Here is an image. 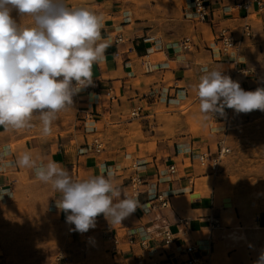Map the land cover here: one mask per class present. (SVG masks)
<instances>
[{"label":"crops","instance_id":"0c3cea01","mask_svg":"<svg viewBox=\"0 0 264 264\" xmlns=\"http://www.w3.org/2000/svg\"><path fill=\"white\" fill-rule=\"evenodd\" d=\"M208 1L211 13L203 21L195 16L192 0H187L185 6L181 0H174L171 11L165 0H66L71 7H85L102 17L99 42L108 45L105 61L93 66L100 87L79 93L82 107L77 117L78 134L60 144L44 143L33 136L16 150L12 149L11 138L0 134V149L5 145L10 148L6 160L10 157L16 160L28 151L37 164L55 160L77 180L99 174L103 166L105 171L112 170L114 183L130 197V163L139 160L138 172L147 181L138 198L142 207L113 226L125 240L132 231L137 238L148 237L160 264H187L190 255L186 247L191 244L197 246L194 253L199 257L197 264H255L264 252V199L249 207H229L217 203L210 189L199 188L195 182L206 177L195 168V153L213 150L220 136L196 135L187 124L171 133L164 123L158 122L157 109L165 108L167 116L190 104V112L193 108L200 112L195 86L205 66L222 69V74L238 81L245 91L264 88V9L258 11L254 4L255 13L246 17L233 0ZM168 17L174 18L171 23L188 28L190 35L186 36L194 39L191 50L180 46L186 36L177 37L179 30H169ZM250 17L252 36L243 38L240 51L233 57L222 56L216 40L218 31L229 27L239 38L243 22ZM119 35L123 36L122 41H117ZM149 36L156 39L147 41ZM148 58L156 65L154 71L147 72L144 68ZM237 68L245 70L247 76L236 73ZM110 87L116 96L113 99L105 94ZM139 104L144 106L143 115L132 117L130 111ZM232 111L226 108L225 117L213 114L212 122H224L230 128ZM96 135L105 141L101 153H94L88 146ZM172 162L177 164L178 173L167 171ZM2 166L5 169L0 170V198L17 199L26 182L39 181L33 169L11 162ZM190 177L194 178V185ZM45 186L51 212L66 221V215L56 207L60 194L50 183ZM156 188L173 193L169 206L148 200ZM108 223L103 214L97 217L96 224L105 227ZM165 229L174 232L172 243H164ZM121 247L112 251L115 264H136L135 256L139 253L148 257L139 245L129 247L124 241Z\"/></svg>","mask_w":264,"mask_h":264},{"label":"clouds","instance_id":"9594fccd","mask_svg":"<svg viewBox=\"0 0 264 264\" xmlns=\"http://www.w3.org/2000/svg\"><path fill=\"white\" fill-rule=\"evenodd\" d=\"M13 11L30 18L31 24L17 23ZM102 23L95 12L71 7L66 0H0V127L31 128L36 117L42 134H51L58 113L93 85V66L105 61L108 45L99 42ZM195 87L206 118L225 117L226 108L236 114L264 112V88L245 91L222 69L205 66ZM9 154L7 145L0 149V158ZM14 163L33 169L37 180L50 183L60 194L56 207L66 215V223L74 225L70 231L94 229L101 214L110 225L121 224L142 207L103 166L99 174L77 180L55 160L37 164L28 151ZM255 264H264V252Z\"/></svg>","mask_w":264,"mask_h":264},{"label":"rangeland","instance_id":"374dc122","mask_svg":"<svg viewBox=\"0 0 264 264\" xmlns=\"http://www.w3.org/2000/svg\"><path fill=\"white\" fill-rule=\"evenodd\" d=\"M165 1L168 11H171L174 0ZM186 1L181 0L184 6ZM12 16L19 24H31L30 18H24L15 11ZM173 20L168 17L169 30H179L177 37L190 35L186 26L181 28L180 24L171 23ZM79 102L77 94L73 97L72 107L58 113L50 135L42 134V125L36 117L31 128L5 131L0 127V134L11 138L13 150L33 136L40 137L44 143L67 142L75 138L80 128L77 117L82 105ZM190 108V104H184L180 112L167 116L165 108L157 109L158 122L164 123L171 133L187 124L196 135L210 137L218 134L217 143L225 140L232 148L215 173H209L195 162L196 170L206 175L195 179L197 186L210 189L217 203L228 204L229 207L257 205L264 199V112L254 110L248 114H236L232 111L230 128H227V123L212 122L210 116L206 118L195 108L190 112ZM204 125L208 127L204 128ZM72 143H75L74 139ZM218 147L219 144L214 145L213 151ZM37 182H26L17 199L0 198V264H115L105 227L96 224L94 229L83 234L70 231L74 225L61 221L51 212L46 202V183Z\"/></svg>","mask_w":264,"mask_h":264},{"label":"built area","instance_id":"2783aa9c","mask_svg":"<svg viewBox=\"0 0 264 264\" xmlns=\"http://www.w3.org/2000/svg\"><path fill=\"white\" fill-rule=\"evenodd\" d=\"M234 6L240 10L245 12V16L248 17L250 13H255L253 11L254 4L257 6L258 11H262L264 9V0H233ZM193 2V10L195 16L199 20H206L211 13L210 2L208 0H192ZM247 18L242 24V33L241 37L237 38L233 35V30L229 27L221 28L216 36L217 46L219 53L224 57H233V54L240 51L242 47V41L244 37L252 36V24L251 21ZM156 39L155 36H149L146 38L147 41H154ZM123 36L119 35L117 41H122ZM194 39L191 36H186L182 40L181 47L183 49L191 50L194 46ZM144 68L147 72L154 71L156 69V65L148 58L144 61ZM236 73H242V75L247 76V72L243 69L237 68ZM94 83L92 86L84 89V90H97L100 87V79L94 76ZM105 94L108 98H115V93L113 89L110 87L105 91ZM144 106L139 104L132 108L130 114L132 117H140L143 115ZM219 147L216 151H213L210 148H207L203 151L195 153V158L198 164L208 170L209 173H215L222 161L226 158V156L231 153L232 148L225 143V140L219 141ZM91 150L95 153H101L105 149V141L102 139L101 135H96L93 137L92 141L88 144ZM4 162H11L12 164L15 162L11 157L6 160L5 156L0 158V170L4 171V167L2 164ZM141 165V162L137 159H134L130 163V167L132 169V174L130 176L129 189L132 197L139 198V195L144 191V185L147 183L143 175L138 172V169ZM167 171L171 174L178 173V166L175 162H172L168 165ZM189 181L192 185H194V178L190 177ZM149 191L148 189H145ZM173 193L171 191H162L156 190L152 191L149 196V201H158L162 207H167L170 205L169 196ZM105 236L107 240L111 244V251L121 250V245L124 241L128 243L129 247H133L135 245L141 246L143 249L147 251V255L137 254L135 256L134 263L136 264H160V261L154 257V247H152L150 243V239L148 237H140L137 238L135 236L134 231L127 233L126 240L123 239L120 234L116 231L115 227L110 225L109 223L105 226ZM163 240L164 243L169 244L175 240V234L170 229H165L163 231ZM197 250V246L195 244L188 245L186 247V252L190 255V257L186 260L187 264H197L199 262V257L194 255ZM149 258V259H148Z\"/></svg>","mask_w":264,"mask_h":264}]
</instances>
